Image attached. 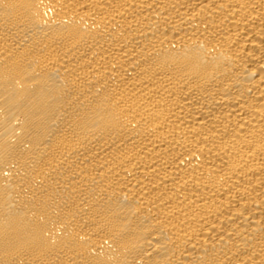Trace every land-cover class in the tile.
<instances>
[{
  "label": "bare ground",
  "instance_id": "6f19581e",
  "mask_svg": "<svg viewBox=\"0 0 264 264\" xmlns=\"http://www.w3.org/2000/svg\"><path fill=\"white\" fill-rule=\"evenodd\" d=\"M0 264H264V0H0Z\"/></svg>",
  "mask_w": 264,
  "mask_h": 264
}]
</instances>
